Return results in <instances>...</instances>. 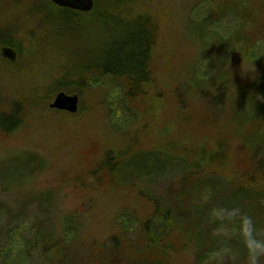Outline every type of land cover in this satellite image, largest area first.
<instances>
[{
    "label": "rangeland",
    "instance_id": "obj_1",
    "mask_svg": "<svg viewBox=\"0 0 264 264\" xmlns=\"http://www.w3.org/2000/svg\"><path fill=\"white\" fill-rule=\"evenodd\" d=\"M220 1L224 0L210 2ZM110 2L121 5L117 10H121L120 16L124 18L146 13L156 24V38L150 52V79L141 85L142 93L126 103L114 87L109 86L104 95L101 85L100 88L91 85L83 97H78L76 111L69 113L49 108L47 104L58 91L74 92L70 87L54 86L63 71L95 61L97 51L104 46L101 39L104 25L96 12L85 14L91 9L99 12L107 2L93 0L90 10L70 16L45 0H0V47L7 45L15 51L12 60L0 54V123L8 126L19 118L21 121L10 133L0 130V227L7 221L6 212H15L11 198L14 194L47 190L51 196L50 215L47 212L45 216H36L30 202L25 214L14 222L16 228L7 233V229L1 228L0 264H57L47 262L50 251H44L46 247L32 245L27 239L33 228L40 230L37 227L40 220L47 225L50 218L53 241L64 244L58 241L63 216L78 227L75 240L69 237L73 233L62 235L67 241L61 249L69 256L65 264H95L85 246L96 248L101 244L113 249L110 237L120 233L125 240L121 261L130 257L133 247L148 244L143 255L156 256L162 251L163 264H216L213 253L225 249L239 256L235 261L226 256L224 264H245L238 222L227 227L226 235H219L218 227L214 228L219 222L211 221L218 208L206 209L203 206L208 205L206 198L205 202L190 207H168V195L156 196L167 184L165 181L157 178L152 183H143L145 178L153 179L157 175L162 162L160 153L168 158L169 167L185 166L192 160L191 154L185 152L192 150L193 144L208 155V134H224L228 145L225 161L220 162L214 154L209 165L215 168L208 166L210 169L226 176L246 158L233 133L234 126L219 129L207 125L205 113L212 97L210 88L202 86L186 94L184 102L181 101L185 109L179 110L175 103L176 90L185 86L189 78V67L196 64L202 76L209 72L200 52L201 44L195 40L193 26L188 24L190 18L203 14L209 0ZM246 8L252 11L254 20L253 23L250 19L241 21V30L252 33L255 43L249 58L230 60L225 66L228 73L225 91L230 96L238 85L252 87L264 81V57L258 58V62L250 58L264 55L261 35L264 0H248ZM235 27L236 22L228 17L212 26L221 34L231 33ZM14 101L21 103L20 113L12 109ZM106 150L117 155L120 164L116 173H121L119 180L125 184L108 186L90 173ZM203 179L207 184V176ZM146 196L153 198L160 210H167L168 215L160 212L165 215L163 225L167 228L140 236L142 221L150 215L158 220L151 214V201ZM242 199L241 192L231 190L215 189L210 195L211 202L221 208L238 206L252 218L258 230H264L256 211L239 204ZM166 244L170 246L168 249ZM117 245L121 246V241Z\"/></svg>",
    "mask_w": 264,
    "mask_h": 264
},
{
    "label": "trees",
    "instance_id": "obj_2",
    "mask_svg": "<svg viewBox=\"0 0 264 264\" xmlns=\"http://www.w3.org/2000/svg\"><path fill=\"white\" fill-rule=\"evenodd\" d=\"M45 1L49 5L67 12L70 16L79 14L77 10L62 9L63 7H57L49 1ZM210 1L212 0H209V3L204 7L203 14L188 20V24L194 28L195 40L201 44L200 52L205 58L203 62L209 72L202 76L198 74L196 64L191 68L189 67V78L185 86L176 90L175 103L179 110L185 109L181 105V101L186 94L196 92L202 86L210 88L212 97L209 101L208 112L205 113L207 125L211 128L216 126L219 129L234 126L233 133L242 145L246 158L236 169L231 168V172L227 173L226 176L210 169L208 166L215 168L209 165L214 154L218 156L220 162L225 161L228 145L224 134H208V155L203 154V148L193 144L192 150L185 152L186 155L191 154L192 160L187 161L185 166L169 167L168 158L160 153L162 162L158 166L157 175L153 179L145 178L143 183H152L157 178L165 181L167 184L162 188L159 187L161 190L156 196L162 193L168 195L170 197L168 201L170 206L168 207H190L194 203L205 202L206 198L208 205L206 203L203 205H206V209H219L221 205H215L210 200L212 190L241 192L244 199L239 204L254 209L256 216L262 219L264 224V81L252 87L246 84L238 85L231 96L226 95L225 91L228 83V73L225 68L227 63L230 60L237 61L243 57L249 58L248 56L253 51L254 36L252 33L241 30V21L250 19L253 23L254 16L252 11L246 8L248 0H224L218 3ZM104 2H107L106 6L101 8L99 12L91 9L90 12L84 13L90 15L96 12L98 20L104 25L105 29L101 31L104 34L101 35L104 46L102 45L97 51L95 61L85 62L79 67H73L70 71L64 70L54 86L70 87L74 91L73 93L80 98L84 96L83 94L88 91L91 85L96 87L101 85L104 95L107 94L108 88L111 86L126 103V100H132L140 95L142 93L141 85L150 79V52L155 42L157 26L146 13H136L124 18L120 16L121 10H117L121 5L113 4L110 0H104ZM110 8H114V11H109ZM227 17L236 22V27L232 29L231 33L221 34L212 28L217 21ZM74 30L78 31V28L74 27ZM261 35L264 39V31L262 30ZM260 56L252 55L250 58L258 62V58L264 57V55ZM227 98L229 100L226 102ZM20 104L17 101L12 103V109L16 110L17 113L21 112ZM20 123V118L8 126L5 123H0V130L5 134L10 133ZM219 150L220 153H218ZM186 155L184 156L187 157ZM37 160L41 162V159L37 158ZM119 164L117 155H114L111 150H106L93 165L90 173L96 180L101 181L100 183L108 186L125 184L119 180L121 173H116ZM205 176H207V184H204L203 177ZM218 183L220 187L217 188ZM23 191L11 197L16 209L15 212H6V218H8L0 227V232L1 228L2 231L7 229L6 233L14 227L16 228L14 222L18 221L19 216L25 214L30 202L34 204L37 211L36 216H45L47 212L50 215L49 200L51 196L49 191H36L34 194ZM140 193L144 196L142 191ZM145 199L151 201V214L156 215L158 220L155 221L152 217L150 218L152 216L150 215L142 221L139 230L140 236L143 233L144 235L145 233L148 234L154 229L167 228L163 225L166 223L164 214L168 215L167 210H160L158 204L153 203V198L150 199L146 196ZM189 200L191 203H188ZM49 220L50 218L47 219V223L51 225V220ZM40 223V226H37L40 230L33 228L34 231L27 242L37 247H46L47 249L45 248L44 251H50L46 257L47 262L65 264L69 261V256L61 249L67 241L62 235L73 233L69 237L71 241L75 240L73 238H75L74 234L78 230L77 225L71 219L67 220V217H61V231L55 234L58 233V241H62L64 244H57L55 240L53 241L55 237H53L54 232L52 233L51 227L46 225L45 221L40 220ZM217 227H220V224L214 228ZM168 237H172V235ZM110 240L114 244L113 249L112 247L108 249L101 244L96 248L92 245L90 247L85 246L95 264H163L165 261L162 251L156 256H144L143 251L149 246L148 244L133 247V253L130 257L121 261L119 258L121 257L120 251L123 250L125 243L123 233L112 235ZM119 240L121 246L118 247L116 244L120 243ZM165 247L168 249L170 246L166 244Z\"/></svg>",
    "mask_w": 264,
    "mask_h": 264
},
{
    "label": "clouds",
    "instance_id": "obj_3",
    "mask_svg": "<svg viewBox=\"0 0 264 264\" xmlns=\"http://www.w3.org/2000/svg\"><path fill=\"white\" fill-rule=\"evenodd\" d=\"M212 219L219 222L217 234L226 235V229L233 223L238 222V234L245 250V264H261L264 258V230H258L252 218L238 207L219 208L214 211ZM235 261L239 253L225 249L213 253L216 264H224L225 257Z\"/></svg>",
    "mask_w": 264,
    "mask_h": 264
},
{
    "label": "water",
    "instance_id": "obj_4",
    "mask_svg": "<svg viewBox=\"0 0 264 264\" xmlns=\"http://www.w3.org/2000/svg\"><path fill=\"white\" fill-rule=\"evenodd\" d=\"M57 7L68 8L77 11H88L93 5V0H47ZM0 54L4 58L14 59L15 51L7 45L0 47ZM78 96L75 93L58 91L47 104L49 108L73 113L77 109Z\"/></svg>",
    "mask_w": 264,
    "mask_h": 264
},
{
    "label": "flooded vegetation",
    "instance_id": "obj_5",
    "mask_svg": "<svg viewBox=\"0 0 264 264\" xmlns=\"http://www.w3.org/2000/svg\"><path fill=\"white\" fill-rule=\"evenodd\" d=\"M13 49V48H12ZM14 50V49H13Z\"/></svg>",
    "mask_w": 264,
    "mask_h": 264
}]
</instances>
